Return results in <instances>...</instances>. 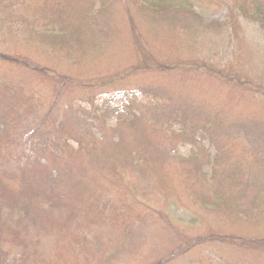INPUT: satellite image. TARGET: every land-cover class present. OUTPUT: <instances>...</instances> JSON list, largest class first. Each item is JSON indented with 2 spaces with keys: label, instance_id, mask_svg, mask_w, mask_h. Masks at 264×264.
I'll return each instance as SVG.
<instances>
[{
  "label": "trees",
  "instance_id": "16d2710c",
  "mask_svg": "<svg viewBox=\"0 0 264 264\" xmlns=\"http://www.w3.org/2000/svg\"><path fill=\"white\" fill-rule=\"evenodd\" d=\"M199 2L0 0V31L13 36L6 23H19L23 30L13 52H0V158L2 153L20 155L17 170L25 176L57 179L64 167L81 168L105 150L104 109L111 99L99 103L102 91L91 83L74 84L64 71L71 66L88 72L119 69L104 77L118 78L110 82L123 97L116 112L121 132L114 141L125 153L96 179L82 177L77 199L83 210L59 202L53 190L51 195L42 187L17 192L21 209L33 207L47 223L54 221L49 213L57 211L116 231L122 248L109 254L90 251L93 259L99 257L98 264L119 262L124 250L138 259L146 247L140 240L143 230L150 222L164 221L141 207L135 181H145L162 211L176 203L193 215L188 221L193 230H176L172 253L151 264H170L199 248L217 246L264 264V79L241 81L199 63L194 53L205 34L222 35L239 18L264 34V0H232L236 16L224 23L206 22L194 11ZM160 45L179 56L188 54L191 65L156 62L150 52ZM30 79L48 83L63 100L46 108ZM25 142L29 157L19 151ZM180 146L190 148L188 157L169 160L167 150ZM125 167L138 177H127ZM9 194L0 177L3 204ZM12 224L0 225V264H7L13 253L19 257L12 264H49L41 236L38 244ZM197 224L207 228L201 232ZM79 256L73 263L79 264Z\"/></svg>",
  "mask_w": 264,
  "mask_h": 264
},
{
  "label": "rangeland",
  "instance_id": "374dc122",
  "mask_svg": "<svg viewBox=\"0 0 264 264\" xmlns=\"http://www.w3.org/2000/svg\"><path fill=\"white\" fill-rule=\"evenodd\" d=\"M194 11L202 16L206 22L215 21L224 23L230 20L232 14L236 16L232 0H201V2L196 3ZM6 24L7 27L11 26L13 36L10 37L6 31H0V52L11 53L16 49V44L22 38L21 31L23 32V30L19 23ZM152 48L157 51L155 53L150 52L151 57L153 59L155 57L157 60L155 61L162 65L176 61L178 63L179 61L188 62L189 57H191L188 54L179 56L175 52L167 51V46L160 45ZM194 53L199 57V59L196 57L198 61L200 60L199 63L216 70H221L225 75L239 77L241 81L250 80L254 83H259L260 79H264V34L258 26L247 23L242 18H239L238 22L231 25L227 32H224L222 35L205 34L197 45L196 50H194ZM188 65L191 64L188 62ZM110 71L115 74L119 69L115 66L109 69L99 67L97 70H93V72H88L87 67L71 66L64 71L74 84H84L87 82L94 85L95 90L102 91L103 95L97 97L99 103L108 97L111 99L107 102V108L104 109V111L108 112V120L106 121L108 129L106 148L97 154L96 157L89 160L88 164L84 162L81 168L76 167L69 170L64 167L59 178H48L42 181V177L39 174H32L30 176L27 174L25 176L20 170H17L18 165L22 164L20 162V155L4 156V153H2L0 158V177L10 189V194L5 203L3 204L0 201V225L12 221L13 227L29 236L31 240L37 241L38 244L40 235L41 248H43V252H46L49 264H75L73 263V259L76 255H80L79 264H87V261L90 264H98L99 257L93 259L90 251L93 250L95 255L100 254V252L109 254L115 248H122L121 242L123 240L120 241L119 234L116 231L102 227L99 223L84 216L77 217V215L66 213L61 217L57 211L49 213L50 218L54 221L47 223L45 221V214L38 212L33 207L25 206L27 211L22 210L23 208L21 209L18 202L20 201V197L17 194L21 189L30 190L31 188L42 187V190L48 191L49 195L52 194L50 190H53V193L57 194V197L61 200L59 202L76 207V210H83L81 201L77 199L78 191H82L84 185L82 177L89 180L96 179V177L100 176L104 166L113 160L121 158L125 153L121 151V148H118L114 141L115 137L119 136L121 132L120 127H117L119 117L116 112L120 110L119 103L123 97L119 93L120 89L115 88L116 83L110 86V82L118 78L114 80L112 77H104L112 76ZM95 75L98 77L95 78ZM32 79L30 81L32 85H35V90L40 92L46 108L52 102L60 103L63 100L61 96L56 95L53 87L48 83H44L41 80L37 82ZM102 84L104 85L103 88L100 87ZM80 88L82 87L80 86ZM240 90H242L241 96L244 90ZM214 94L217 96L216 93ZM58 109L59 106L56 110ZM123 132L125 133V131ZM29 145L28 142H25L24 144L21 143L19 147V151L23 150L27 157L32 155ZM167 152V158L175 162L180 158L188 157L190 148L180 146L171 151L167 150ZM125 173L127 177H131L132 175L138 177V172H135L133 169L129 171L125 167ZM135 182L137 184L138 199L142 203L141 207L149 211L155 218L161 217L164 221L161 222L159 219V224L156 221L150 222L143 230L140 240L144 242L146 247L138 259L133 260L124 250L119 254V260L122 262H114V264L156 263L172 253L171 251L177 243V231L188 230L190 232V230H193L188 225V221L193 217L190 214L191 212L189 213L185 208L180 207L176 203H171L166 211H162L161 204L145 181ZM10 196L13 201H16V204L14 202L10 203ZM57 217H59L60 223ZM169 219L171 222L170 225H167ZM171 225H174V229L171 228ZM197 228L202 232L207 227L198 225ZM125 245L128 247L126 243ZM18 257V253H13L10 255L7 264H12ZM60 257H63L65 261L60 260ZM126 260L129 261L126 262ZM255 260V257H251L250 255L244 257L241 252L231 247L223 248L217 246L216 248H199L184 256L173 258L170 264H256Z\"/></svg>",
  "mask_w": 264,
  "mask_h": 264
}]
</instances>
